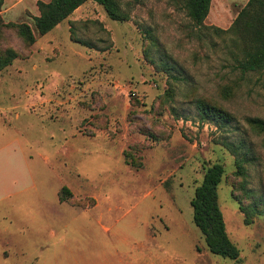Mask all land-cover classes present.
Here are the masks:
<instances>
[{
    "label": "rangeland",
    "instance_id": "obj_1",
    "mask_svg": "<svg viewBox=\"0 0 264 264\" xmlns=\"http://www.w3.org/2000/svg\"><path fill=\"white\" fill-rule=\"evenodd\" d=\"M38 1L50 0L0 8L2 25L35 37L0 72V264H34L51 241L46 219L74 224L75 240L103 238L107 254L146 249L151 261L139 264H264V216L245 225L232 196L264 199V133L248 123L264 120V72L236 70L227 38L196 34L181 2L119 0L128 20L118 22L88 1L41 36ZM243 2L227 0L224 15L214 1L204 25L228 29ZM3 36L20 49L14 31ZM197 99L232 123L201 122ZM213 164L224 169L218 203L236 261L211 254L193 223L190 202Z\"/></svg>",
    "mask_w": 264,
    "mask_h": 264
},
{
    "label": "trees",
    "instance_id": "obj_2",
    "mask_svg": "<svg viewBox=\"0 0 264 264\" xmlns=\"http://www.w3.org/2000/svg\"><path fill=\"white\" fill-rule=\"evenodd\" d=\"M92 1L100 5L107 16L118 22L128 20V14L121 7L119 0H50L49 2H37L38 16L34 17V26L39 35H45L60 23L68 19L79 7ZM181 2L183 9L189 18L192 30L202 35L207 32L216 37L226 38L232 48L231 56L236 63V70L242 75L246 73L264 72V0H248L246 5L238 12L231 26L220 29L214 26H205L204 21L210 10L211 0H173ZM3 0H0V8ZM5 30L14 31L19 40V48L5 45ZM74 34L73 27L70 28ZM206 32V33H205ZM4 42V43H3ZM2 43L4 45H2ZM35 43V37L27 24L0 23V72L10 66L17 58H26L30 53V47ZM229 94V90H225ZM197 114L201 122H209L219 126H227L232 123V117L223 109L211 105L201 99L194 101ZM248 123L256 130L264 133V120L248 119ZM151 137L155 140L156 137ZM243 160L236 159L237 174L244 175ZM224 169L220 164H213L204 173L202 182L194 191L190 202L193 212V223L204 237L209 252L233 261L238 260L240 252L230 241L218 203V186L222 180ZM65 189L58 194L60 202L65 201ZM233 199L238 201L239 210L244 215L245 225H249L255 216H264V199H251L243 204L232 192Z\"/></svg>",
    "mask_w": 264,
    "mask_h": 264
},
{
    "label": "crops",
    "instance_id": "obj_3",
    "mask_svg": "<svg viewBox=\"0 0 264 264\" xmlns=\"http://www.w3.org/2000/svg\"><path fill=\"white\" fill-rule=\"evenodd\" d=\"M214 1L217 0H211L209 13L212 12V4ZM218 1L220 2L219 7H222L221 11L225 15L227 0ZM247 2L248 0H245V2L242 3L243 7ZM6 194L9 195L10 193L7 191ZM47 220L48 219L44 220L45 223L40 226V229L45 231V233L49 231L47 236L51 241L41 243L39 254L34 264H108V261H110V264H113V261L117 259V257L120 258L119 263L121 264L123 260L126 264H139L140 261L145 263L148 260L151 261V258L145 254L146 249L142 248L140 256H137L136 252L133 253L136 251V248L131 245H126L128 249L124 252V256L107 254L105 250L106 244L103 238L102 240L78 241L72 236L74 224H58ZM102 231L107 233L109 230L102 226Z\"/></svg>",
    "mask_w": 264,
    "mask_h": 264
}]
</instances>
